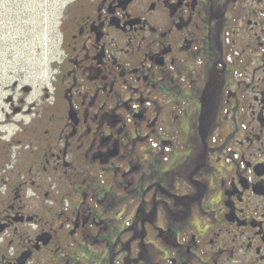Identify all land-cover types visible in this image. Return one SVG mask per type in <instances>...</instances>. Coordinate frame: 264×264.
<instances>
[{
  "label": "flooded vegetation",
  "instance_id": "1",
  "mask_svg": "<svg viewBox=\"0 0 264 264\" xmlns=\"http://www.w3.org/2000/svg\"><path fill=\"white\" fill-rule=\"evenodd\" d=\"M31 93L0 110V264H264V0H68Z\"/></svg>",
  "mask_w": 264,
  "mask_h": 264
},
{
  "label": "rangeland",
  "instance_id": "2",
  "mask_svg": "<svg viewBox=\"0 0 264 264\" xmlns=\"http://www.w3.org/2000/svg\"><path fill=\"white\" fill-rule=\"evenodd\" d=\"M67 2L0 0V110L7 109L4 98L18 96L22 85L31 86V100L47 83L51 62L59 54L60 20Z\"/></svg>",
  "mask_w": 264,
  "mask_h": 264
}]
</instances>
